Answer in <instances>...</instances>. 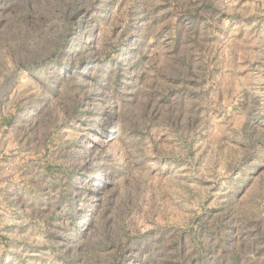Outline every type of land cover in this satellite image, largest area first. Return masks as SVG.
<instances>
[{"label": "rangeland", "instance_id": "1", "mask_svg": "<svg viewBox=\"0 0 264 264\" xmlns=\"http://www.w3.org/2000/svg\"><path fill=\"white\" fill-rule=\"evenodd\" d=\"M0 264H264V0H0Z\"/></svg>", "mask_w": 264, "mask_h": 264}]
</instances>
